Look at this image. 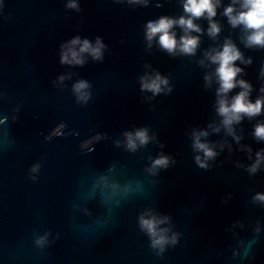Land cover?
Segmentation results:
<instances>
[{
    "label": "water",
    "instance_id": "water-1",
    "mask_svg": "<svg viewBox=\"0 0 264 264\" xmlns=\"http://www.w3.org/2000/svg\"><path fill=\"white\" fill-rule=\"evenodd\" d=\"M67 2L0 0V264H264V201L254 199L264 193V161L248 171L264 149L253 135L264 112L233 125L239 142L222 126L214 132L218 85L213 78L206 87L204 75L215 66L198 63L206 49L231 37L252 61H236L245 70L238 79L252 84L253 101L264 95V49L246 48L242 27L228 24L222 12L231 0L217 9L216 40L206 19L196 21L204 32L192 57L171 56L156 40L148 47L144 37L148 20L183 14L180 0H149L147 7L77 0L80 11ZM75 36L93 43L100 36L104 60L85 54L83 66L61 64L60 45ZM156 71L168 78L170 93L140 91L139 78ZM79 79L91 84L87 104L72 92ZM137 127L154 139L132 153L122 133ZM194 130H206L201 140L217 153L207 168L195 162L203 154L193 149ZM161 152L175 162L151 175L149 157ZM100 174L121 185L107 202L93 189ZM125 184L131 192L124 193ZM149 207L168 215L169 235L178 234L162 255L138 225ZM46 233L45 245H36Z\"/></svg>",
    "mask_w": 264,
    "mask_h": 264
},
{
    "label": "clouds",
    "instance_id": "clouds-1",
    "mask_svg": "<svg viewBox=\"0 0 264 264\" xmlns=\"http://www.w3.org/2000/svg\"><path fill=\"white\" fill-rule=\"evenodd\" d=\"M130 5H139L147 7L149 0H127ZM183 6V14L180 16L161 15L156 19L148 20L144 26V37L148 47H151L153 40H156L159 48L166 51L171 56L183 55L192 57L196 55L200 46L201 35L204 29L196 21L206 19L208 22L207 35L212 40H216L221 32V24L214 19L217 16V9L221 6V0H180ZM238 5V7H237ZM160 6V5H158ZM66 7L80 11L77 0H68ZM222 15L227 17L228 24L232 28L242 27L243 36L241 41L246 48L264 49V0H231L226 7L223 8ZM181 30V34H177L176 28ZM78 46V47H77ZM107 45L103 43L100 36L95 38V43L87 38L75 36L66 43L60 45L59 59L63 65L83 66L86 63L85 54L90 56L93 61L102 62L104 60V51ZM208 61V64H205ZM250 64L251 57L245 59L243 53L237 47L231 37H225L222 45H217L206 49L203 58L198 63L203 66H215L213 71L204 75L206 87H211L213 78L218 85L216 88L215 111L221 118L220 124L213 127L214 132H219L221 126L226 132L233 136L239 142L240 137L236 135L233 125L238 124L244 117L251 120L264 112V95H259L253 101L250 98L252 84L238 76L243 73L244 68L236 64ZM260 75L264 78V67L261 68ZM70 79V75H61L58 80L63 81ZM91 84L86 79H79L72 85V92L76 97L77 103L87 104L91 98L89 89ZM139 88L141 92L149 91L153 96L159 95L167 90L172 91L168 78L156 71L154 74H145L139 78ZM240 90L234 95H229L233 89ZM264 93V87L260 89ZM53 133V135L58 134ZM123 146L126 151L135 153L138 149L146 147L154 136L149 135L147 127H137L132 131H124ZM206 130H194L193 149L197 153H202L195 157V162L201 168H207L208 160L214 159L217 153L214 146L208 142L202 141L201 137H206ZM257 140H264V121L257 122L253 132ZM103 138L98 134L97 139ZM117 147H120L121 141H115ZM163 145H161V148ZM249 151L251 149L249 148ZM151 163L146 171L151 175H158L161 169H168L170 163L175 161L170 155L159 153L155 158L149 157ZM264 161V149L256 152V160L248 168L250 174H254L261 162ZM39 165H33L32 172H37ZM35 180L36 177H31ZM99 188L101 193L107 194V201L112 200L119 195L117 189L121 188L120 183L116 182L109 174H100L94 184L93 189ZM124 193L132 191L131 184L123 185ZM255 200L264 201V193H257ZM119 201H117L118 203ZM87 212V210L85 209ZM170 217L162 215L153 208H146L139 214V228L149 237L150 247L156 249L157 255H162L169 244L174 245L177 242V233L169 235ZM47 242V233L39 236L35 243L43 247ZM247 255V250L245 251Z\"/></svg>",
    "mask_w": 264,
    "mask_h": 264
}]
</instances>
